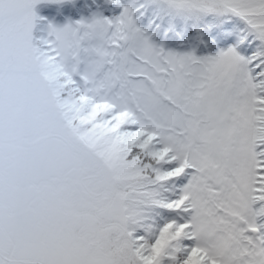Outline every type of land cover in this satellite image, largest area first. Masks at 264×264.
<instances>
[{
	"label": "snow or ice",
	"instance_id": "6c2138e0",
	"mask_svg": "<svg viewBox=\"0 0 264 264\" xmlns=\"http://www.w3.org/2000/svg\"><path fill=\"white\" fill-rule=\"evenodd\" d=\"M0 264H264V0H0Z\"/></svg>",
	"mask_w": 264,
	"mask_h": 264
}]
</instances>
